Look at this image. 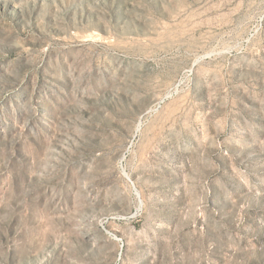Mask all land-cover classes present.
<instances>
[{"label": "rangeland", "instance_id": "rangeland-1", "mask_svg": "<svg viewBox=\"0 0 264 264\" xmlns=\"http://www.w3.org/2000/svg\"><path fill=\"white\" fill-rule=\"evenodd\" d=\"M0 264H264V0H0Z\"/></svg>", "mask_w": 264, "mask_h": 264}]
</instances>
